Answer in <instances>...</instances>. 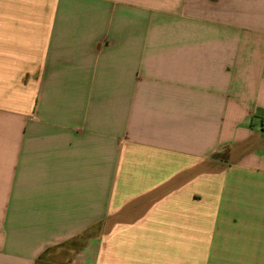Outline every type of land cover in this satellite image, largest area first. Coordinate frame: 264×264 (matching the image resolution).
I'll return each instance as SVG.
<instances>
[{
	"label": "crops",
	"instance_id": "obj_1",
	"mask_svg": "<svg viewBox=\"0 0 264 264\" xmlns=\"http://www.w3.org/2000/svg\"><path fill=\"white\" fill-rule=\"evenodd\" d=\"M0 264H264V0H0Z\"/></svg>",
	"mask_w": 264,
	"mask_h": 264
}]
</instances>
